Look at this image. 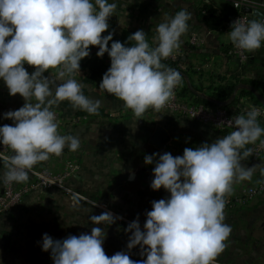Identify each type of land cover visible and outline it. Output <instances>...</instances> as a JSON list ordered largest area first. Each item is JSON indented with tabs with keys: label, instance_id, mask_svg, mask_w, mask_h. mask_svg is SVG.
I'll use <instances>...</instances> for the list:
<instances>
[{
	"label": "clouds",
	"instance_id": "1",
	"mask_svg": "<svg viewBox=\"0 0 264 264\" xmlns=\"http://www.w3.org/2000/svg\"><path fill=\"white\" fill-rule=\"evenodd\" d=\"M116 9L109 0H0V79L9 95L25 100L18 110L4 113L14 126H0V145L12 153L0 155V180L5 184L26 182L36 164L62 155L65 147L79 149L77 136L59 133L52 109L68 101L74 110L98 115L102 101L85 96L75 79L80 61L90 56V46L98 47L97 57L107 53L111 61L99 87L133 112L134 124L150 108L161 113L173 98L182 76L162 60L180 48L192 13L181 7L159 23L152 38L155 46L141 29L128 36L135 42L132 46L113 41L109 48L113 34L102 33ZM126 16L118 19L120 25ZM231 28L228 36L238 50L252 53L264 44V20L239 18ZM25 64L35 71L30 74ZM259 116L258 108L246 109L231 121L234 131L211 144L186 147L183 155H145L144 163L154 165L151 189L170 193L151 202L143 230L139 217L127 226V248L139 245L145 259L134 261L123 251L109 257L100 227L62 240L45 233L42 251L51 252L54 264H213L232 231L224 223L226 198L233 194L234 184L251 181L258 167L242 165L253 154L246 146L259 141L264 149ZM120 218L111 211L89 216L94 225H111Z\"/></svg>",
	"mask_w": 264,
	"mask_h": 264
},
{
	"label": "crops",
	"instance_id": "2",
	"mask_svg": "<svg viewBox=\"0 0 264 264\" xmlns=\"http://www.w3.org/2000/svg\"><path fill=\"white\" fill-rule=\"evenodd\" d=\"M248 1L252 6H259L254 8L256 13H264V0ZM138 3L135 4L138 13L135 21L120 25V32L135 33L142 29L153 46L155 28L166 17L185 6L192 13L188 30L181 36L180 48L169 57L183 74L182 89L188 85L194 93L208 96L214 88L227 81H264V44L249 53V61L244 65H238L227 54L232 44L228 36L233 14L231 0H151L148 5ZM24 67L30 74L35 71L32 66L25 64ZM44 75L49 76L50 73L45 72ZM83 78L84 73L80 69L75 79L83 86V94L102 101L98 115L74 110L68 101L53 106L52 110L58 116L59 133L77 136L80 147L76 151L65 147L62 155H52L35 166L58 172L72 163L75 170L67 183L86 200L56 188L27 194L13 210L0 215V264H54L51 252L42 251L43 234L62 240L68 235L90 234L93 227H100L105 232L103 248L109 257L120 251L129 256L136 254L140 250L139 245L131 250L127 248L131 235L126 231L128 224L139 217L143 228L151 202L170 197L163 188L151 189L154 165L144 163L145 155L164 152L173 156L183 155L186 147L194 149L202 143L211 144L229 134L166 109L157 113L150 108L134 124L133 112L99 87L102 78L92 84ZM189 95L185 92L184 98L188 99ZM24 103L19 94L9 95L7 86L0 79V126H14V121L5 119L4 113L18 110ZM254 105L258 104L242 96L225 107L242 114ZM258 121L264 127V119L258 118ZM158 127L167 135L163 143L156 141ZM241 163L245 167H258L251 181L233 185L232 195L262 177L264 154L256 159L248 157ZM2 170L3 162L0 161ZM2 183L0 180V193ZM104 211H111L121 218L111 225H94L89 216L100 215ZM224 223L232 231L215 261L221 264H264V193L225 212ZM145 258L132 256L134 261Z\"/></svg>",
	"mask_w": 264,
	"mask_h": 264
},
{
	"label": "built area",
	"instance_id": "3",
	"mask_svg": "<svg viewBox=\"0 0 264 264\" xmlns=\"http://www.w3.org/2000/svg\"><path fill=\"white\" fill-rule=\"evenodd\" d=\"M233 8V16L230 19V28L234 21L241 18L244 21L249 20H264V13H256L254 8L259 6H252L248 0H231ZM245 8H250L251 12H246ZM258 14V15H257ZM232 30V28H231ZM228 56L233 59L238 65H244L249 61V52L238 50L231 44L227 51ZM180 85L174 90L173 98L168 102L164 109L171 111L177 115L194 120L202 125H207L216 130L227 131L231 133L234 131V125L231 123L235 116L239 113L232 112L225 106L211 107L209 105L197 103L191 100L183 99L179 96ZM260 110L258 118L264 119V107L261 105H254ZM251 107V108H252ZM56 114V113H55ZM56 119L58 116L56 114ZM264 139V137H262ZM247 148L253 149V154L249 157L256 159L264 154V149L259 148V141L255 145L249 144ZM0 155H11V151L0 145ZM75 170V165L68 163L66 168L62 171H52L46 167L34 166L29 172V179L23 183H2V192L0 193V215L13 210L20 201L29 193L36 190H46L51 188L59 189L70 195L85 199L82 195L74 191L67 183L68 178ZM264 193V176L256 180L254 183L243 187L238 193L227 197V204L225 212L234 207L242 206L255 197ZM86 200V199H85ZM95 206L101 205L93 203ZM102 207V206H101ZM143 230V228H141ZM141 248L136 253L130 256L141 257ZM213 264H221L214 261Z\"/></svg>",
	"mask_w": 264,
	"mask_h": 264
},
{
	"label": "trees",
	"instance_id": "4",
	"mask_svg": "<svg viewBox=\"0 0 264 264\" xmlns=\"http://www.w3.org/2000/svg\"><path fill=\"white\" fill-rule=\"evenodd\" d=\"M122 34L123 36L128 37L132 33L129 31H123ZM127 37L122 39L121 43L125 44V46L130 47L135 42L128 41L126 39ZM149 44L150 46H153L151 43ZM98 50V47L90 46V56L80 61V69L84 73L83 80L87 83L92 84L95 82V80L102 78L103 74L110 67L111 61L108 54L105 53L102 58H99L96 56ZM162 63L180 72L181 76L183 75L181 70L178 69L175 61L167 58L166 60H162ZM185 92L190 94L189 98L186 100L209 105L211 107L232 105L238 100L239 97L242 96L247 97L254 101L256 104L264 107V81L259 79H237L234 81H227L223 85H219L218 87L214 88L208 96L194 93V91H192V89L188 85H185V88L182 89L180 84L179 96L183 99H185Z\"/></svg>",
	"mask_w": 264,
	"mask_h": 264
},
{
	"label": "rangeland",
	"instance_id": "5",
	"mask_svg": "<svg viewBox=\"0 0 264 264\" xmlns=\"http://www.w3.org/2000/svg\"><path fill=\"white\" fill-rule=\"evenodd\" d=\"M109 2H115L117 4V9L114 15L111 16L108 20L109 23L108 30L102 33L103 36H107L110 33L113 34V39L112 41H109V45H108L110 47L113 41L121 42L122 39L127 37V36H123L122 32H120V24L118 22V19L125 17L127 13V16L125 18L126 23H133L135 21L136 15L138 14L135 10V4L137 2H139L138 4H141L143 2L144 4L148 5L151 3V0H109ZM126 39L128 40V37Z\"/></svg>",
	"mask_w": 264,
	"mask_h": 264
},
{
	"label": "water",
	"instance_id": "6",
	"mask_svg": "<svg viewBox=\"0 0 264 264\" xmlns=\"http://www.w3.org/2000/svg\"><path fill=\"white\" fill-rule=\"evenodd\" d=\"M245 11L246 12H251V9L250 8H245ZM260 15H261V13H260ZM155 132H156V135H157V139H156L157 142L163 143L164 141L167 140V135H166L165 131L162 128L158 127Z\"/></svg>",
	"mask_w": 264,
	"mask_h": 264
}]
</instances>
